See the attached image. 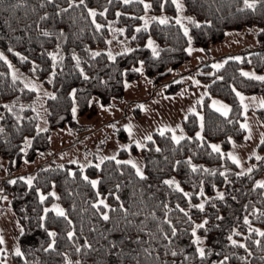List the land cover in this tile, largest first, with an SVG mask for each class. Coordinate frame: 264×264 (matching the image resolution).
Here are the masks:
<instances>
[{
    "label": "trees",
    "instance_id": "16d2710c",
    "mask_svg": "<svg viewBox=\"0 0 264 264\" xmlns=\"http://www.w3.org/2000/svg\"><path fill=\"white\" fill-rule=\"evenodd\" d=\"M10 4H15L16 0H7ZM68 0H54V3L47 4L44 8H39L38 0H27L16 8L0 7V51L8 55L12 63L24 73L36 77L56 94L49 97L45 102V113L49 120L51 129H58L73 123L72 107L73 101L69 93L73 88L78 89L76 93V105L80 114H85L90 103L88 100L97 96L103 104H109L113 99L120 98L124 94L125 80H135L139 78V72L133 68L139 67L138 61L144 60V71L148 78L155 83H162L171 71L189 59L188 37L184 35L183 29L175 22L173 17L177 15L175 6L170 2L163 9L160 8V0H151V12L155 15L164 14L169 17L171 23L161 25L157 21H152L147 30L135 31L137 25L142 24L140 17L143 16L144 7L139 0H132L130 4H124L123 0H85L87 7L102 10L107 8L106 15H97V21L105 24L106 27L97 31L91 23V18L85 5L74 6L67 12L57 15L55 5L67 7ZM185 12L188 16H193L201 21L199 27L189 21V35L192 36V44L197 47L207 48L213 43L224 40L228 31H240L249 27L264 28V9L237 11L242 0H183ZM37 5V11H32V6ZM117 10L121 15L116 16ZM43 11H48L52 15L45 21H41L39 27L36 21ZM210 20L211 24L203 21ZM6 21L10 22L6 23ZM111 22V30L107 27ZM125 28V36L129 45L133 48L131 53L119 54L115 61L107 59V53L101 52L98 57H90L85 49V45L97 50L107 47V40L112 31L116 28ZM48 28L54 33L52 36H45L42 30ZM63 29L64 35L58 40L59 30ZM135 36V38H133ZM148 36H152L161 50L160 57H153L151 50L144 47ZM259 49L244 53L241 60L228 59L225 65L214 71L211 75H201V79L208 84V95L204 100L203 116L204 141L201 142L195 136L198 128L197 118L194 114L189 115V119L184 122L185 130L189 136L193 137L184 140L176 145L171 141V134L166 132L163 136L155 133L153 141L147 142V148L141 150L144 159V171L147 176L140 179L134 169L127 164L116 165L115 161L107 160L101 164L100 168L90 166L84 171L90 178L100 177L101 183L99 191L107 198L116 210L111 212L112 219L104 221L98 214H95L93 200L97 199L96 189L80 174L79 166L67 165L63 168L46 170L38 169L35 182L30 188L27 182L17 179L15 184L4 182L6 193L11 196V207L14 210L18 222L23 226V231L19 237V245L24 252V256L14 255L16 264H63L64 257L61 255L67 252L73 260H80L82 264H135L138 259L142 264H148L150 258L145 257L142 248L152 246L153 252H159L160 260L167 261L168 264H182L184 253L192 259V264H201L199 257L194 252V243L188 229L191 224L184 223L186 217L184 213L176 208L179 203L181 207L188 208V199L179 190L170 188L162 183L167 177H174L179 180L181 186L193 193L191 203H199L201 199L207 201V197H213L212 201L206 202L203 211L191 208L192 219L199 222L205 215L209 216L207 231L198 229V234L206 236L205 245L215 249V253L208 258L204 264H210L211 260L220 259L223 255H229V264H264V237H260L261 246H257L254 240L257 234H248L247 226L244 225L242 217L250 215L252 224L258 228H264V218L257 220L251 216L252 207L264 209V196L261 195L264 189H253L254 181L263 173L264 164L253 171L251 177L248 174L237 177L238 166L226 155L216 153L211 148V143H220L222 153H227L231 146V140L243 142L244 129L241 127L243 119L242 105L239 102L232 86L246 94L264 95V83L244 77L240 69L252 67L257 72L264 71V32H258ZM61 45L60 49L56 44ZM140 45V47H137ZM49 51H57L63 55V60L56 62L55 75L51 81L49 77L53 72L51 67L52 58L47 55ZM75 51L82 57L81 64L88 73L89 79H84L79 69L75 67V60L71 53ZM16 52L23 53L27 60H21ZM35 60L38 68L32 71V61ZM210 68V66H207ZM125 69L127 70L125 72ZM217 77H223L218 79ZM23 82L17 80L13 82L9 73L7 62L0 59V120L5 131L0 133V157L21 162L24 153V137H32V144L28 150L27 157L33 159L39 153L48 148L49 132H37L35 125L39 123L37 118L39 96L27 88L24 91ZM174 89L167 90L175 92L179 89L180 83L171 85ZM218 97L227 101L231 106L228 117L215 111L208 105V100ZM16 101L13 111L23 117L22 122L17 121L12 113H9L4 104H11ZM35 103L36 111L31 107L20 109L19 104L32 105ZM264 121V109L258 111ZM40 117L41 114L39 113ZM231 121V122H229ZM19 128V130H17ZM228 137H232L231 140ZM155 145H159L160 152L155 150ZM132 151L137 153V148L133 145ZM122 150L120 156L126 154ZM191 156L192 162L203 165L207 168L216 169L215 174L203 172L202 170L192 172L186 158ZM167 157V159H165ZM176 160L181 161L177 167H173ZM123 168V172L119 169ZM227 168V175L230 183H225L224 176L220 173ZM68 169H73L77 175L73 178L68 174ZM203 180L205 196L195 195L199 191L198 181ZM52 181H55L54 189L59 195L58 201L67 210L69 217L73 221L76 231L74 244L66 236V232L71 230L73 225H69L67 220L56 217L55 213L49 211L48 219L45 221L48 228L55 229L58 233L56 240V251L48 250L50 237L44 228L38 227L39 217L43 215V208L54 201V197L47 195L53 190ZM119 183L120 189L114 188ZM196 185V187H193ZM215 185L216 187H213ZM41 188L46 194L44 203L39 201V194L35 188ZM224 191V200L216 197V191ZM118 194L129 209V215L124 217L122 210L117 205L114 195ZM235 196L234 200L232 197ZM57 200V199H56ZM172 208L171 213H167L173 222L180 228V232L173 238V243L169 248H176L177 255L172 256L171 252L164 255V247L167 240L161 239L155 220L149 215L155 210L157 217H163L166 210L164 204ZM248 204L247 210L244 205ZM75 205V208H73ZM213 205H215L213 207ZM139 212V215L132 213ZM223 216V220L216 217ZM55 217V219H54ZM239 218V219H238ZM134 223H126L125 221ZM143 221L142 225L140 222ZM219 224V227L215 225ZM147 226L156 234V239H150L149 233L143 232V226ZM165 231H169L166 222L162 224ZM238 227L245 236L234 235L235 239H245L251 253L240 247H233L227 242V235L232 227ZM95 229V230H93ZM140 236V240L136 239ZM251 236V238H247ZM85 238L93 245L92 249L86 247L79 253L75 251L76 244H84ZM116 241L115 247L110 242ZM1 248V244H0ZM139 253V255H136ZM235 253V255H232ZM248 255V260L243 261L240 256Z\"/></svg>",
    "mask_w": 264,
    "mask_h": 264
},
{
    "label": "rangeland",
    "instance_id": "374dc122",
    "mask_svg": "<svg viewBox=\"0 0 264 264\" xmlns=\"http://www.w3.org/2000/svg\"><path fill=\"white\" fill-rule=\"evenodd\" d=\"M144 15H148L149 17L157 16L151 12V8L147 12L144 9ZM183 15L188 16L185 9ZM184 23L186 24V21ZM258 32V27H249L240 31H228L223 41L213 43L207 48L194 46L191 42L192 51H188L189 59L179 67L173 69L171 74L162 83H155L147 77L145 71L142 73L139 72V78L131 81L127 80L128 84L125 86L124 94L120 98L113 99L111 103L104 104L106 107L101 108L100 104L102 102L97 96H93L95 101L90 103L89 109L85 114H80L77 108L73 123L58 129L50 128L49 120L45 113L46 99L51 97L45 95V93L53 92L52 89L38 78L21 71L12 63L10 57L6 55L12 64V68L9 67V73L11 75L13 70H15L17 76L22 78L19 80L23 84L25 80H31L36 82L41 88V92L39 94L37 93L39 96L37 109L42 117L38 124L41 128L47 129L46 131L40 132H49L48 148L36 155L33 159L27 157L30 147L23 152L24 156L19 163L0 157V189L3 190L0 191V196H7L6 200L0 199V235L4 237V243L1 244V248L7 249V255L3 258L8 261V264H16L13 256L17 255L15 248L19 245V237L22 231L17 216L11 207V196L4 192L5 188L2 187L4 182H9L12 179L17 180L20 177H26L28 175L36 177L37 171L40 168L52 170L60 168L58 165H64V167L70 164L79 166L76 163H69V161L74 160H79L81 163H87L90 160L93 161V164L88 165V167L95 166L96 163L102 164L104 161L101 162L97 158L98 156L116 155L120 160L131 158L136 160L144 170V159L141 154L142 149L134 145L138 150L137 153H134L132 147L131 149H124L120 145L131 143L132 139L147 143L148 141H143V137L147 134L154 136L155 133H160L157 129L164 125L175 127V125L180 124L186 133L185 137H188L189 134L185 130L184 122L189 119L190 114L196 116L195 113L189 112V108L195 107L198 112L203 114L202 107L205 98L208 96L205 95L203 102L198 103L199 97L205 91L208 92V84L201 79V75L213 74L217 70L213 68V64L217 62L227 61L230 57L237 56L242 59L244 53L258 50L260 47L257 37ZM124 34L125 32L117 33L113 30L108 39L111 40V44H107V47L97 50L110 48L114 53H124L122 51L123 47H131ZM101 52L107 53L106 51ZM207 66H210V68ZM242 69L245 71H256L252 67H244ZM257 73L264 74V71ZM193 78L200 80L201 84H194ZM175 83H180L179 89L175 92H168L167 90L174 89L171 85ZM29 90L35 91L34 89ZM244 95V103L248 104L249 108L245 114V110L241 104L243 110L242 121H246L250 125L251 132L249 133L247 129L243 128L245 131V140L243 142L231 140V146L227 152H235L244 167L258 165L259 167L257 168H260L264 164V160H256L255 156H252V153L255 152L261 157H264V143H261V137L264 136V121L258 113L261 108L256 107V104L261 98H264V95L246 93ZM253 96L256 97L255 101L252 99ZM214 98L222 100L218 97L210 98L208 100L210 107ZM237 98L240 102L239 97ZM222 101L229 104L225 100ZM141 104L144 105L143 108L140 107ZM107 105H111V107L109 108ZM185 116L188 118L184 119ZM196 118L198 128L195 133L201 131L199 117L196 116ZM113 123L116 124V130H113L111 127ZM128 123L134 126L131 137L127 129L123 127V125ZM166 132L171 134L170 130H165ZM177 134H179V130H177ZM233 141L235 142L234 144ZM216 143L221 146L220 143ZM122 150L127 151V153L120 156L119 154ZM237 166L238 171H241V167L239 165ZM257 179H264V171ZM53 202L61 204L56 198H54L51 204Z\"/></svg>",
    "mask_w": 264,
    "mask_h": 264
},
{
    "label": "snow or ice",
    "instance_id": "6c2138e0",
    "mask_svg": "<svg viewBox=\"0 0 264 264\" xmlns=\"http://www.w3.org/2000/svg\"><path fill=\"white\" fill-rule=\"evenodd\" d=\"M109 3H111V0H108ZM132 2V0H123L124 4H130ZM169 2V0H160V8L163 9L165 7V5ZM170 2L175 6V10L178 13V15H176L175 17H173V19L175 20V22L183 29V33L185 36L188 37V41H189V47H188V51H192L191 48V41H192V36L189 35L190 29L189 27L184 23V21H189L192 24H194L195 26L199 27L201 24L200 20H197L195 17L193 16H184L183 15V11L186 7V5L182 2V0H170ZM27 0H16L15 4H10L7 2V0H0V7H4V8H16L19 7L23 4H26ZM49 3H54V0H38V6L39 8H44L47 4ZM139 3H141L145 9V12H147L148 9L152 8V3L151 0H139ZM79 5H85V0H68L67 2V7H60L59 5H55V9H56V14H62L64 12H67V10L69 8H72L74 6H79ZM85 7H87V5H85ZM264 9V0H242V4L238 5L237 7V11H244V10H251L252 12L257 11V9ZM32 11H37V5H33L32 6ZM108 9L105 7L102 10H98L97 8H93V7H87V12L91 18V23L95 26V29L97 31H99L102 28H105L106 25L102 24L100 22L97 21V15H101L104 16L106 15ZM52 14L49 13L48 11H43L42 14L39 16V20L36 21V25L37 27H39V24L41 21H45L47 20ZM121 15L120 11L117 10L116 12V16L119 17ZM141 20H143V23L140 25H137L135 27V31L136 32H140L141 29L147 30L149 28V25L152 23V21H157L159 22V24L161 25H165V24H169L171 23V20L169 19V17L167 15H157V16H152L149 17L148 15H144L142 17H140ZM6 23H9L10 26V22L6 21ZM203 23L205 24H211L212 22L210 20H206L203 21ZM107 27L111 30V22H108ZM115 32L117 33H123L125 32V28H116L114 29ZM259 31L264 32V28L259 29ZM60 35L57 36V39L59 40L63 35V29L59 30ZM42 34L45 36H52L54 35V33H52L51 31H49L48 28H44L42 30ZM133 38H135V36H133ZM107 43L110 45L111 44V40H107ZM123 43V42H121ZM61 45L59 43L56 44V48L60 49ZM85 49H87L88 54L90 55V57H98L101 55V51H106L107 52V59L110 61H115L117 56L120 53H114L110 48H106L103 50H94L92 48H90L88 45L84 46ZM137 47H140V45H137ZM144 47L148 48L151 50V55L153 57H160L161 55V50L159 48V46L156 44V42L153 40V38L151 36H148L147 38V43L146 45H144ZM122 51L124 53H131L133 52V48L131 47H123ZM16 55L20 57L21 60H27L28 57H26L25 55H23V53L20 52H16ZM47 55L49 57L52 58V69L53 72L51 73L49 80L51 81L52 77H54L55 75V68H56V62L58 60H63V55H59L57 51H49L47 52ZM72 58L75 60L76 64L75 67L77 69H79L80 74L83 76L84 79H89L88 73L85 71L84 67L81 64V60L82 57L77 54L75 51H73L71 53ZM0 59H3L5 61L8 62V66L10 68H12V64L11 61L8 60V57L4 54L3 51H0ZM229 59H235V60H240L241 57L237 56V57H230ZM226 63V61H222V62H217L215 64H213V68L219 69L222 68L224 66V64ZM139 67H135L133 68V71L136 72H143L144 71V64L145 61L144 60H139L138 61ZM32 71H36L38 68V65L36 64V61L33 60L32 61ZM127 70L125 69V72ZM240 72L242 73V75L244 77H248L250 79H253L255 81H259L261 83H264V74H260L257 73L256 71H245L244 69H240ZM218 79H223V77H217ZM22 79L21 77L17 76L16 71L13 70L12 72V80L13 82ZM181 79H183V77H181ZM193 83L196 85H200L201 81L198 79L193 78ZM125 86H127L128 81L125 80L124 81ZM167 87V86H165ZM34 89L36 91V93H40L41 92V88L38 86V84L34 81L31 80H25L24 81V85L23 87L20 89L21 91H24V89ZM233 91L235 92L236 96L239 97L240 99V103L243 105V108L245 110V114L247 112V109L249 108L248 104L244 103L245 100V95L243 92L239 91L238 89H236L235 85L232 86ZM78 89L73 88L71 90V92L69 93V95L72 98L73 101V107L71 109L72 111V115L73 118L76 117V113H77V106H76V93H77ZM45 95H49L52 97H55V93L54 92H46ZM205 95H210V93H208L207 91H205L203 93V95L201 97H199L198 99V103H202L203 102V97ZM252 99L255 101L256 97L253 96ZM95 101V98H91L88 100V103H92ZM98 102V101H97ZM16 105V101H13L11 104H4V108L9 112L12 113V115L15 117V119L17 121H21L23 120V117L18 114L17 112L13 111V106ZM18 107L20 109H23L25 107H31L33 109V111H36L35 108V103H33L32 105H25V104H19ZM101 108L106 107V105H104L103 103L100 104ZM107 107H111V105H107ZM141 108L144 107V105H140ZM211 107L213 109H215L217 112L221 113L224 117H228L229 113L231 111L232 106L225 103L222 100H218V99H213L212 103H211ZM256 107L264 109V98H261L259 100V102L256 104ZM189 112L195 113L197 117H199V126L201 131H197L195 133V135L197 137L200 138V141L203 142L204 141V136L202 135V130L204 128V116L202 113L198 112L197 109L195 107H190L189 108ZM37 118H42L40 117L39 113H36ZM188 117L185 116L184 119H187ZM4 117L0 116V120H3ZM231 122V121H229ZM111 127L113 128V130H116V124L113 123L111 125ZM123 127L125 129H127V132L129 134V136L131 137V134L133 132V128L134 126L131 123L125 124L123 125ZM241 127L245 128L249 131V133L251 132V128L250 125L246 122V121H242L241 122ZM35 128L37 130V132L40 131H46V128H41L39 124L35 125ZM17 130H19V128H17ZM165 130H170L171 132V141L175 142L176 145H179L180 142L182 140L185 139L186 133L184 132V129L182 127V125L177 124L175 125V127H172L170 125H164L160 128L157 129V131L160 132V134L163 136L165 134ZM177 130H179V134H177ZM5 131L3 125H0V133H3ZM188 140H192L193 137L188 136L187 137ZM229 140L232 139V137H228ZM143 141H153L154 142V138L151 134H147L146 136L143 137ZM24 147L20 149L21 152L26 151L32 143V137H24L23 141H22ZM235 142L233 141V144ZM261 143H264V136L261 137ZM132 145H135L136 147H139L141 149L147 148V143L142 142L141 140H137V139H132L131 143H126V144H121L120 147L124 148V149H131ZM211 148L213 151H215L218 154L221 155H226L228 158H230L236 165H239L241 167V171L236 172L235 175L237 177H242L246 174L249 175V177H251V174L253 173V170L257 167H259L258 165H251L249 167H244L242 161L240 160V158L238 157V155L235 152L229 151L226 154L222 153V149L221 146L217 143H212L211 144ZM155 150L157 152L161 151V148L159 145H155ZM252 156H255L256 160H264V157H261L260 155H258L257 153L253 152ZM101 162L103 161H107V160H112L115 161L116 165H122V164H127L130 165L134 171L135 174L140 178V179H145L147 174L146 172L143 170V168L141 167L140 164L137 163L136 160L134 159H126V160H120L117 158L116 155H112V156H98L97 157ZM165 159H167V157H165ZM69 163H76L79 165V170H80V174L83 176V179L85 181H88L90 183V185L96 189V197H98L97 199L93 200V207L95 209V214H98L99 217H101L104 221H108L110 219H112L110 213L115 211L116 208L110 204L107 200V198L103 195V193H101L99 191V185L101 183V178L100 177H96V178H90L85 172L84 169L86 167H88V165L93 164V161H87V163H81L79 160H74V161H69ZM186 163L188 164V166L190 167V169L192 170V172H197L202 170L203 172H211L213 174H215L216 169H211V168H207L203 165H198L192 162V157L189 156L186 158ZM181 164V161L176 160L173 164V167H177ZM51 167V166H49ZM58 167L63 168L64 165H58ZM96 168H100L101 164L100 163H96L95 164ZM121 172H123V168L119 169ZM229 172V169L225 168L223 170V172H221L220 174L222 176H224V180L225 183H230V181L227 178V175H225V173ZM68 174L70 176H72L73 178L77 175V172L73 169H68ZM21 180H26L27 185L31 188L32 185L35 182V177L28 175L26 177H20ZM9 183L15 184L16 180L12 179L9 181ZM53 185V190L48 193L47 195L56 198L57 200L59 199V195L58 193L54 190V186H55V181L51 182ZM162 183L166 186H169L170 188L179 190L180 193L183 194L184 197L189 198L188 199V208H183L180 206L179 203L176 204V208L179 209L180 212L184 213V216L186 217V219L184 220V223L191 224V227L188 229V231L191 234V239L192 242L194 243V252L195 254L198 255L199 260L201 262V264H204L205 261L208 260V258L210 256H212L213 254H217L215 253V249L205 245L204 241L207 239L206 236H202L200 234H198V229H204L205 231H207V225H208V221H209V216L205 215L203 217V219L199 222H196L195 220L192 219V214L189 211V209L191 208H196L199 209L201 211H203L205 209V205L206 202L208 201H212L213 197H207V201L205 199H201L199 203L196 204H192L191 203V198L193 196L192 192L186 191L182 186L179 180L175 179L174 177H167L165 178ZM198 185H199V191H197L195 193V195L200 196V197H204L205 191H204V182L203 180L198 181ZM120 184L117 183L114 185V188L117 190V192L120 189ZM193 187H196V185H193ZM213 187H216L215 185H213ZM253 189L256 188H260V189H264V179H256L252 185ZM0 191H3L2 189H0ZM35 191L39 194V201L41 203H44V201L46 200V194L41 190V188L37 187L35 188ZM111 195H114L115 200L118 201V205L117 207L122 210L124 217H127L130 213H129V209L127 207H125L124 202L121 200V197L118 194L115 193H110ZM216 197H218L220 200H224L225 197V192L224 191H220L217 190L216 191ZM262 196H264V192L261 193ZM234 200L236 199L235 196L232 197ZM0 199H7V196H0ZM215 205H213L214 207ZM166 213L165 215H163V217H157L156 216V212L155 210H153L152 212L149 213V215L151 217H153L155 220L160 221V223L156 224V229L159 231L160 234V238L161 239H165L167 240L168 244L165 245L164 247V255H168L169 252H171L172 256H176L177 255V249L176 248H169L168 245H171L173 243V238L177 236V234L181 231L180 228H178V226L173 222V220L169 217V215L167 213H171L172 212V208L169 207L166 203L164 204ZM244 209L247 210V208L249 207L248 204H245ZM73 208H75V205H73ZM49 211H52L55 213L56 217H62L65 220H67L69 225H73V221L71 220V218L68 215L67 210L59 203H55L53 202L50 206H46L43 208V215L39 217V222H38V227L44 228L45 231L47 232V235L51 238L50 242H48L47 244V248L44 249V251H48V250H53L56 251V244H57V240L56 237L58 235V233L56 232L55 229L52 228H48L47 224L45 223V221H47L48 219V213ZM139 212L136 213H132V215H139ZM251 216H254L257 220L264 218V209L258 208L253 206L252 207V213ZM55 219V217H54ZM217 220H223L224 217L218 215L216 217ZM239 219V218H238ZM242 221L244 223V225L247 226V233L248 234H257V238L254 240V243L259 247L261 246V239L260 237H264V228H258L255 225L252 224V220L250 219V215L249 214H245L242 217ZM126 223H134L133 221H125ZM166 222L167 225L169 226V231H165V229L163 228L162 224ZM142 225L144 224L143 221L140 222ZM216 227H219L220 225L217 224L215 225ZM95 230V229H93ZM143 232L149 233L150 239H156V234L154 232L151 231V229H149L146 225L142 227L141 229ZM21 231H23V226L21 225ZM240 235V236H245L244 232L239 231V228L234 226L231 228V231L228 233L227 235V242L229 245L233 246V247H240L245 249L249 254L251 253V249L249 248L248 244L246 243L245 239H235L234 235ZM66 236L69 240H71L74 244L76 243L75 241V236H76V231L73 227L71 228V230H68L66 232ZM247 238H251V236H248ZM136 239L139 241L141 238L140 236H137ZM4 243V237L3 235H0V244ZM112 247H115L116 241H111L110 242ZM87 248V249H92L93 245L91 243H89L87 241V239L85 238V243L84 244H76L75 247V251L77 253H79L81 251V249L83 248ZM142 251L145 255V257L150 258V260L148 261V264H168L167 261H161L160 258V253L159 252H153L152 251V246L149 245V247L146 248H142ZM179 252L182 253L185 257V261L182 262V264H192V259L188 256L187 253H184L183 249H179ZM15 253L18 256H24V252L21 250L20 246L17 245L15 248ZM7 255V249L5 248H0V264H8V261L6 259H4L3 257H5ZM61 255L64 257V262L63 264H82V262L80 260H76L73 261L67 252H63L61 253ZM136 255H139V253H137ZM232 255H235V253H232ZM240 259L243 261H247L248 260V255H242L240 256ZM230 261V256L229 255H223L222 258L220 259H215V260H211L210 264H229ZM25 264H27V261H25ZM135 264H142V262L140 260H136Z\"/></svg>",
    "mask_w": 264,
    "mask_h": 264
}]
</instances>
